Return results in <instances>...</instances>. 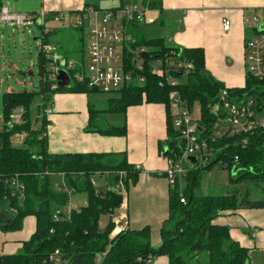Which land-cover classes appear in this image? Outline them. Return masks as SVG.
Masks as SVG:
<instances>
[{"label": "trees", "instance_id": "obj_1", "mask_svg": "<svg viewBox=\"0 0 264 264\" xmlns=\"http://www.w3.org/2000/svg\"><path fill=\"white\" fill-rule=\"evenodd\" d=\"M87 1L84 6H95ZM151 9L163 12L160 0H148ZM164 19L160 23L163 24ZM130 26L134 37L133 45H145L148 49L146 58L169 56L176 53L177 59L192 63V69L183 75L174 73L179 83L171 87L158 84L157 76L149 66L145 68L146 81L141 86H126L109 92L107 107L97 109L88 101L89 118L86 131H97L102 134L124 136L126 125H108L102 121L103 113L124 114L127 107L142 102L163 104L165 108L166 138L158 141V152L167 159H176L182 152V145L177 132L173 129L169 112L168 94L172 89L189 110L198 106L200 127H205L208 134L214 121L222 116L217 106V93L224 87L214 80L205 69L202 47H177L165 42L161 36L145 38L141 24ZM78 40L83 46L82 31H78ZM53 33L45 35V41ZM50 34V35H49ZM61 49V47H60ZM83 49V48H82ZM81 49V52H82ZM63 52V51H62ZM63 52L65 58L68 56ZM58 54V53H57ZM82 59V58H81ZM48 60L38 53L40 73L39 89L10 90L2 95L4 121H12L13 109L22 107L21 121L2 125L0 128V203L7 204V216L0 220V229L15 231L21 228L23 218L35 217V230L30 238L23 242L22 251L16 254L0 255V264H52L48 256L59 250L66 264H152L155 256L164 254L167 264H199L198 256L202 252L208 255L209 264H249L248 249L230 238L229 227L215 222L220 211L235 210L238 207L264 208V199H251L250 189L243 193L233 189L228 194L200 195L197 193L201 172L209 170L221 160L228 173L231 184L251 183L253 188L264 191V126L244 133L222 135L213 140L208 138V146L214 150L215 158L206 166L193 169L182 179L183 185L176 180L168 190V216L159 230L160 244L150 245L151 230L149 226L140 229L123 227L113 236V215L118 211L123 196L119 189L96 191L91 177L95 173L113 174V184H120L125 190L138 180L140 168L127 161L125 153H59L53 154L47 149L46 128L49 124L46 109L51 106V96L56 92H100L88 88L84 83H73L70 89H50V82L44 81L45 66ZM230 94L252 96L256 99V111L264 106V82L246 76L243 87L229 88ZM36 96L41 103L37 106L40 124L38 129L31 127V106ZM35 119V120H36ZM99 120V121H98ZM101 120V121H100ZM25 134L20 145L12 142L15 135ZM237 157V160H235ZM61 174L68 188L86 191L85 205L69 213L61 208L69 201V194L49 186V177ZM163 175L165 173H155ZM17 177L24 184V195H11L12 188L5 179ZM183 198L184 202L180 199ZM5 210V208L3 207ZM5 210V211H6ZM172 213L178 215L175 227L166 229L172 219ZM57 214L59 219L55 220ZM101 214L110 217L103 232L98 225ZM7 217V218H6ZM97 255L100 260L96 261Z\"/></svg>", "mask_w": 264, "mask_h": 264}, {"label": "crops", "instance_id": "obj_2", "mask_svg": "<svg viewBox=\"0 0 264 264\" xmlns=\"http://www.w3.org/2000/svg\"><path fill=\"white\" fill-rule=\"evenodd\" d=\"M87 1L40 0V11L27 13L56 12L69 15L77 12ZM160 4L163 12L151 9L149 17H167L174 24L168 44L177 47H202L205 69L214 80L228 88L244 86V40L250 34L244 17L250 19L254 14L261 15L264 0H160ZM223 19L229 21L226 30L223 29ZM64 28L50 27L53 31L51 35L57 37L54 43H58L61 54L63 52L59 39L66 33ZM51 35L49 39L52 38ZM10 90L14 89L8 85L6 91ZM90 96L91 93L70 91L56 92L51 96L50 113L47 114L49 124L46 128L48 152L125 153L127 161L135 166L139 165L141 171L135 184L127 190L120 188L124 205L118 211L126 214L125 227L140 229L149 226L151 233L158 236L162 223L168 216L170 186L165 176L155 174L164 173L168 166V159L157 149L158 141L166 138L164 105L142 102L127 107L124 114L103 113L100 118L106 124L126 125L124 136L108 135L85 130L89 118ZM60 176L63 179L61 174ZM215 222L227 225L230 238L249 251L264 248V208L241 206L222 212ZM34 230L33 215L25 216L18 230L0 229V255L16 254ZM116 232H112L110 236Z\"/></svg>", "mask_w": 264, "mask_h": 264}, {"label": "built area", "instance_id": "obj_3", "mask_svg": "<svg viewBox=\"0 0 264 264\" xmlns=\"http://www.w3.org/2000/svg\"><path fill=\"white\" fill-rule=\"evenodd\" d=\"M148 2V0H117V5L111 8L83 6L69 15L56 12L51 14L13 12L6 5H0V24L29 29V32H32L34 27L40 29L42 42L39 51L48 60L44 81L50 82L51 90L58 88L55 81L54 55H58L59 59L64 61L62 67L67 71L71 83L81 82L88 88L100 92L109 93L126 86L143 85L146 81L145 68L148 66L159 78L160 86L167 84L174 87L179 83L174 73L180 75L188 73L193 67L192 63L177 59L175 52L169 56H153L147 59V47L133 45L134 37L130 32V26L140 24L146 19L151 21L149 17L151 8ZM49 20L63 23L68 20L69 27L82 31L85 56L81 61L65 58L59 53V45L49 40L45 41V35L51 31L46 25ZM244 23H248L250 32L244 40L245 74L264 82V10L261 15L254 14L250 19L244 17ZM222 24L224 30L228 29L227 19H223ZM168 99L171 124L182 145L179 157L168 159V166L164 171L171 185L191 170L202 168L215 158L214 150L208 146L207 136L213 140L222 135L244 134L258 126H264V122L261 123L257 118L256 99L252 96L230 94L227 87L220 88L217 93V109L221 111L222 116L214 121L208 134L205 133V127L199 128L200 114L193 116L195 108L189 110L177 90L172 89ZM49 113L50 108L46 109V114ZM13 116L11 115V118ZM12 122L15 120L12 119ZM189 156H194L195 162L189 160ZM218 163L226 165V161L221 159ZM136 167L140 168L139 165ZM5 183L12 188V196L24 195V184L17 177L5 179ZM57 189L64 190L68 194L75 191L73 188H68L64 181ZM180 201L184 202V199L181 198ZM122 205L124 204L121 203L118 210ZM118 213L119 211L112 217L115 225L112 232H118L125 227L126 214ZM54 219H59L57 214L54 215ZM48 261L52 264H66L59 250L51 253Z\"/></svg>", "mask_w": 264, "mask_h": 264}, {"label": "rangeland", "instance_id": "obj_4", "mask_svg": "<svg viewBox=\"0 0 264 264\" xmlns=\"http://www.w3.org/2000/svg\"><path fill=\"white\" fill-rule=\"evenodd\" d=\"M91 3H96L97 7L105 9L116 6L117 0H92ZM1 4L6 5L13 12L27 13L40 11V0H0V5ZM161 19H164L163 24L160 23ZM68 24V20H66L64 23L55 21L46 23V25L49 27H65L64 29L66 30V33H63L61 38L59 39L61 50L63 52H66L65 54L68 56V58L74 59L76 61H81V58H84L85 56V42H82L83 46L80 44V41L78 40L79 32H76L77 29H75L76 31L72 30V28L69 29ZM140 24L142 30H144L145 32V38L149 39L154 36H161L165 38V42L167 43L170 42L169 36L175 28L174 24L167 20V17L162 16H157L156 18L152 16L151 21H148L146 19ZM133 26L138 25L133 24L131 27ZM55 39H57V37L53 35L52 38L49 39V41L51 43H54ZM41 42L42 39L40 29L37 27L32 28V32H29V29L12 28L8 25L0 24V128L2 127V125H7V127H9L12 124V121H4L2 119V94L7 90V86L9 85L14 90L25 89L37 91L39 89L40 73L38 67V53ZM207 73L212 76L208 70ZM109 96H111L110 93L93 92L91 93L90 98L91 102L95 104V108L104 109L105 107H107V99ZM39 103H41V99L39 96H36L31 106L32 129L39 128L40 116L36 119V117L38 116L37 106L39 105ZM213 109L216 110L217 106H215ZM22 112V107L13 109L11 113L14 116L11 119H14L16 123L20 122ZM198 113V106H196L193 112V116L196 117ZM118 117H120V115ZM257 118L261 123L264 122V106L260 111L257 112ZM24 137L25 134L15 135L14 137H12V142L16 145H20ZM112 178L113 174L110 173H95L92 175L91 180L96 191L104 192L105 190H107V188H115L119 190L121 188L122 190H125L122 185L113 184ZM49 183V186L51 188H57L58 185H61L63 183V179L60 174H52L49 177ZM179 183H181L182 186L184 181L179 180ZM259 185L260 187L264 186V182H261ZM253 187L254 185L251 183L231 184L228 178L227 171L223 169L220 163H216L212 166L211 169L201 172V178L197 193L200 195H221L228 194L233 189H237L241 193H243L247 189H250L249 193L251 199H264V191L259 190V187ZM123 195H125L124 191ZM86 202L87 193L86 191L79 188L77 191L75 190L74 192L69 193V201L65 206L61 208V211L63 213H66L68 212V210H76L85 205ZM3 207L6 210L7 204L0 203V220H5L3 218H5L4 216H7L6 214L8 213L7 210L5 211L3 209ZM224 211L228 210L220 211L217 216H219ZM172 215V219L168 222L166 229L175 227L176 223H178L180 219L178 218L177 214L174 215L172 213ZM109 220L110 217L108 214H101L99 216L98 225L103 232L106 230ZM159 242V234L157 236V234L154 235L151 233L150 245L152 247H157L159 245ZM21 251L22 248L18 249L16 253H19ZM100 258L101 256L97 255L96 259L100 260ZM248 258L249 264H264V248L250 249V251H248ZM198 259L199 264H209L208 255L206 252L200 253ZM167 262L168 257L164 254L155 256V258L151 261L152 264H167Z\"/></svg>", "mask_w": 264, "mask_h": 264}, {"label": "water", "instance_id": "obj_5", "mask_svg": "<svg viewBox=\"0 0 264 264\" xmlns=\"http://www.w3.org/2000/svg\"><path fill=\"white\" fill-rule=\"evenodd\" d=\"M54 63L56 65L55 81L58 87L62 89H70L73 83H71V80H70V77L67 71L62 67L64 64V61L60 60L58 55H54ZM188 159L191 160L192 162H195L196 160L194 156H189Z\"/></svg>", "mask_w": 264, "mask_h": 264}]
</instances>
